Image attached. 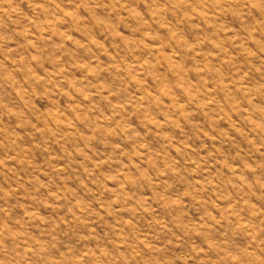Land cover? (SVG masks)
Listing matches in <instances>:
<instances>
[{
	"label": "rangeland",
	"instance_id": "1",
	"mask_svg": "<svg viewBox=\"0 0 264 264\" xmlns=\"http://www.w3.org/2000/svg\"><path fill=\"white\" fill-rule=\"evenodd\" d=\"M0 264H264V0H0Z\"/></svg>",
	"mask_w": 264,
	"mask_h": 264
}]
</instances>
